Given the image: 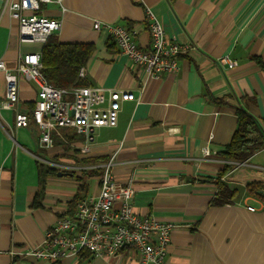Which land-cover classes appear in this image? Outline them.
<instances>
[{"label":"crops","instance_id":"1","mask_svg":"<svg viewBox=\"0 0 264 264\" xmlns=\"http://www.w3.org/2000/svg\"><path fill=\"white\" fill-rule=\"evenodd\" d=\"M11 1L0 0V61L16 73L20 58L42 47L19 41ZM41 14L61 22L60 42L94 46L84 67L87 86L134 95L122 103L116 126L98 130L89 153L78 156L98 160L96 166L111 160L114 180L131 182L134 212L174 225L166 264H264V200L242 191L231 204L210 206L216 188L208 182L224 165L220 154L236 128L234 108L209 97L242 107L264 132V73L251 60L264 62V0H63L41 5ZM149 14L168 39L192 46L178 58V71L159 80L122 55L108 31L93 28L94 21L137 27V42L147 48ZM225 55L235 68L218 63ZM4 94L0 71V102ZM36 94L35 84L19 77L15 110L0 106V264H138L130 249L56 263L10 255L43 241L78 186L74 173L48 177L42 207H30L38 189L39 131L32 122L16 127L14 116L28 114ZM70 146L79 152L80 141ZM206 146L209 156L202 154ZM45 151L50 159L61 152L54 146ZM61 165L76 166L70 160ZM95 178L86 194L97 192ZM222 180L241 190L254 181L264 186V148Z\"/></svg>","mask_w":264,"mask_h":264},{"label":"built area","instance_id":"2","mask_svg":"<svg viewBox=\"0 0 264 264\" xmlns=\"http://www.w3.org/2000/svg\"><path fill=\"white\" fill-rule=\"evenodd\" d=\"M62 2L12 0L8 10L10 17L18 23L19 41L43 47L48 38L60 30L61 22L41 14V5L61 6ZM93 28L108 31L119 52L154 80L175 74L178 58L192 49L190 44L168 39L161 22L151 14L148 15L150 43L147 48L140 47L137 42L140 33L137 27L94 21ZM218 63L227 69L237 66L227 55L218 59ZM41 68V51L24 54L16 73L8 71L0 61V71L5 74V94L0 102L2 108L15 110L19 77L37 87L31 115L15 111L14 123L16 127L26 128L32 122L38 128L41 149L52 148L51 133L63 127L81 139L79 154L89 153L96 132L115 127L122 103L135 100L134 95L126 91L91 86L54 87L45 80ZM78 77H85L84 67L80 68ZM202 154L210 155L207 146L202 149ZM37 159L43 162L42 158ZM44 163L51 165L47 161ZM111 165L110 160L100 166L79 167L81 171L101 170L97 192L86 194L72 211H59L39 245L18 252L12 250L10 255L56 263L66 258H79L84 253L91 257H108L130 249L136 254L138 264H166L174 225L152 216L136 214L132 206L134 191L131 182L125 185L116 182ZM246 208L251 212L257 210L253 206L246 205ZM259 209H264V202L260 201Z\"/></svg>","mask_w":264,"mask_h":264},{"label":"trees","instance_id":"3","mask_svg":"<svg viewBox=\"0 0 264 264\" xmlns=\"http://www.w3.org/2000/svg\"><path fill=\"white\" fill-rule=\"evenodd\" d=\"M93 51L94 46L92 44L62 43L56 35H52L41 49V73L45 80L54 87L87 86L85 80L78 77V72L80 68L85 67ZM251 60L264 73V62L256 57H252ZM209 99L219 105L232 106L236 116V128L229 143L220 154L225 163L218 175L208 180L216 188V192L210 201V206L217 207L231 204L241 197L242 191L247 196L264 200V196L259 193L264 191V186L260 182H251L241 190L233 188L222 180L237 164L245 162L264 148V132L260 121L252 117L242 107L231 105L227 99L216 100L211 97ZM32 109L33 107L28 112V115H31ZM51 137L54 148L61 150L60 153L55 154L51 158L54 163L61 164L65 160H70L76 166H95L99 164V161L94 158L78 156V149H72L70 145L81 141V139L74 135L71 130L58 127L51 133ZM45 152V150L38 149V153L46 154ZM37 170L38 189L30 202L31 208L42 207L47 178L57 176L60 172L57 168L41 162H37ZM100 174V169L82 170L79 176L73 174L78 186L74 196L68 203V208L71 211L75 208L78 201L86 195L88 191L87 181L90 178L100 176ZM87 255L84 253L80 257L85 258Z\"/></svg>","mask_w":264,"mask_h":264},{"label":"rangeland","instance_id":"4","mask_svg":"<svg viewBox=\"0 0 264 264\" xmlns=\"http://www.w3.org/2000/svg\"><path fill=\"white\" fill-rule=\"evenodd\" d=\"M38 157H40V158L43 159V163L45 161L50 162L51 163V165H50L51 167L57 168L62 173H74V174H76L78 176L81 173V170L78 168V166L65 169L63 166H59V165L53 164V162L51 161V159L46 154H44V153H38ZM96 181H97L96 178H90L88 180L89 186L92 187ZM71 193L73 194L74 192H71Z\"/></svg>","mask_w":264,"mask_h":264},{"label":"water","instance_id":"5","mask_svg":"<svg viewBox=\"0 0 264 264\" xmlns=\"http://www.w3.org/2000/svg\"><path fill=\"white\" fill-rule=\"evenodd\" d=\"M61 174H62V173L59 172L57 175H58V176H61ZM259 193L262 194V195L264 196V191H260Z\"/></svg>","mask_w":264,"mask_h":264}]
</instances>
